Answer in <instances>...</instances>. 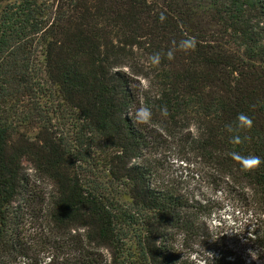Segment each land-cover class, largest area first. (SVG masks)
Instances as JSON below:
<instances>
[{
	"label": "trees",
	"instance_id": "obj_1",
	"mask_svg": "<svg viewBox=\"0 0 264 264\" xmlns=\"http://www.w3.org/2000/svg\"><path fill=\"white\" fill-rule=\"evenodd\" d=\"M44 96L70 138L8 116ZM171 151L256 204L248 239L264 249V163L249 172L232 155L264 161V0H0V264H248L215 243L219 202L179 187Z\"/></svg>",
	"mask_w": 264,
	"mask_h": 264
},
{
	"label": "rangeland",
	"instance_id": "obj_2",
	"mask_svg": "<svg viewBox=\"0 0 264 264\" xmlns=\"http://www.w3.org/2000/svg\"><path fill=\"white\" fill-rule=\"evenodd\" d=\"M40 60L41 56H37V64L35 67L39 68L40 71ZM31 98L24 100L22 105H16L9 112L8 116L15 123L20 125L21 130L28 132H33L35 128L41 124L44 120L50 119L48 126H50L57 133L66 134L70 138L71 132V120L66 118H61L60 116H65L64 111H55L51 107V99L47 97H40L35 100L34 103L37 106L35 111H40V114L32 113L23 117V109L33 107L31 105ZM88 163H83L81 168L87 170L90 174L96 172L95 164H93V157L88 156ZM26 170L33 173V168L31 164L27 161H23ZM165 167L168 170V174L173 175L180 183L179 187L188 192L194 191L200 195L215 198L219 202L218 209L216 213L211 217L210 228L212 230V237L215 239L216 244L221 248H228L232 250L237 256H240L248 264H264V249L257 244L252 242L250 239L251 230L255 228V223L259 219V213L256 209L255 203H250V205H245L243 202L238 201L236 198H232L226 188L218 187L215 191L209 183L201 180L202 170L200 167H192L186 164H182L175 151H171L166 155V162H164ZM99 171V169H98ZM36 184L40 186L41 189L49 190L52 184L47 180H37Z\"/></svg>",
	"mask_w": 264,
	"mask_h": 264
},
{
	"label": "clouds",
	"instance_id": "obj_3",
	"mask_svg": "<svg viewBox=\"0 0 264 264\" xmlns=\"http://www.w3.org/2000/svg\"><path fill=\"white\" fill-rule=\"evenodd\" d=\"M166 17L161 13V21H163ZM197 47V41L193 37L191 39H185L181 41L178 45L179 50L183 52H191L195 51ZM167 59L172 60L174 59L175 53L174 50L170 49L167 52ZM152 61V64L155 66H159L161 63V54L160 53H155L153 56L150 58ZM152 117V112L151 109L147 107H141L140 109L137 110L136 117H135V122L141 123V124H148L151 121ZM253 126V120L248 117L247 115L241 113L237 117V129H251ZM226 129L228 132H233V126L232 125H226ZM233 142L235 143H242L243 140L239 135L233 136ZM233 158L236 159L242 166V168L245 171H254L256 168H258L264 161L261 160L260 157L255 156V155H249V156H241L239 153H233Z\"/></svg>",
	"mask_w": 264,
	"mask_h": 264
}]
</instances>
